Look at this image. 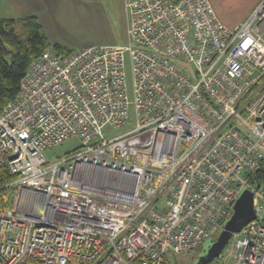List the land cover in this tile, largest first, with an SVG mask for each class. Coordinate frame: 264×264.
Instances as JSON below:
<instances>
[{"label":"built area","instance_id":"obj_1","mask_svg":"<svg viewBox=\"0 0 264 264\" xmlns=\"http://www.w3.org/2000/svg\"><path fill=\"white\" fill-rule=\"evenodd\" d=\"M124 5L125 43L48 46L0 111V264H164L215 239L243 187L255 219L208 264H264L247 178L264 161V0L234 27L210 0Z\"/></svg>","mask_w":264,"mask_h":264},{"label":"rangeland","instance_id":"obj_2","mask_svg":"<svg viewBox=\"0 0 264 264\" xmlns=\"http://www.w3.org/2000/svg\"><path fill=\"white\" fill-rule=\"evenodd\" d=\"M125 0H0V17L15 20L14 28L23 29V18L35 15L51 46L58 44L63 49L73 50L85 45L123 44L127 40L129 16ZM215 2L218 0H214ZM62 49V50H63ZM127 92L131 97L132 79L126 66ZM131 123L120 129H106V136L119 135L133 127ZM76 137L44 150V157L52 162L58 157L80 148ZM12 193V189L9 190ZM7 194V193H6ZM9 194V193H8ZM262 205V201L260 202ZM264 209V208H263ZM202 245L186 254L173 253L164 264H195ZM220 262L222 261L219 258Z\"/></svg>","mask_w":264,"mask_h":264},{"label":"trees","instance_id":"obj_3","mask_svg":"<svg viewBox=\"0 0 264 264\" xmlns=\"http://www.w3.org/2000/svg\"><path fill=\"white\" fill-rule=\"evenodd\" d=\"M23 21V29L17 31L14 19L0 17V111L17 94L20 78L30 61L50 46L35 15L25 17ZM53 47L59 52H69L58 44ZM10 178L7 169L1 167L0 186ZM247 178L264 193V161Z\"/></svg>","mask_w":264,"mask_h":264},{"label":"water","instance_id":"obj_4","mask_svg":"<svg viewBox=\"0 0 264 264\" xmlns=\"http://www.w3.org/2000/svg\"><path fill=\"white\" fill-rule=\"evenodd\" d=\"M255 219L253 192L243 187L233 203L232 212L223 222V226L215 239H206L195 264H208L219 256L230 236Z\"/></svg>","mask_w":264,"mask_h":264},{"label":"crops","instance_id":"obj_5","mask_svg":"<svg viewBox=\"0 0 264 264\" xmlns=\"http://www.w3.org/2000/svg\"><path fill=\"white\" fill-rule=\"evenodd\" d=\"M259 0H210L217 17L228 27L241 22Z\"/></svg>","mask_w":264,"mask_h":264}]
</instances>
